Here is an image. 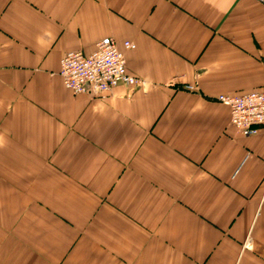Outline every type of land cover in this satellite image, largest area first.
<instances>
[{"label": "crops", "instance_id": "obj_1", "mask_svg": "<svg viewBox=\"0 0 264 264\" xmlns=\"http://www.w3.org/2000/svg\"><path fill=\"white\" fill-rule=\"evenodd\" d=\"M106 38L145 86L74 95ZM257 92V0H0V264H264V130L217 100Z\"/></svg>", "mask_w": 264, "mask_h": 264}, {"label": "built area", "instance_id": "obj_2", "mask_svg": "<svg viewBox=\"0 0 264 264\" xmlns=\"http://www.w3.org/2000/svg\"><path fill=\"white\" fill-rule=\"evenodd\" d=\"M257 1L264 4V0ZM124 46L128 50L136 48L130 42ZM60 76L74 95L91 93L95 97H104L120 86L132 90L145 86L143 81L128 73L126 58L112 38L99 41L95 52L89 56L82 52L68 53L61 61ZM179 82V78L173 80V84ZM184 89L195 91L192 85ZM217 100L230 108L232 125L245 137L256 136L264 130V92L238 97L219 96Z\"/></svg>", "mask_w": 264, "mask_h": 264}]
</instances>
